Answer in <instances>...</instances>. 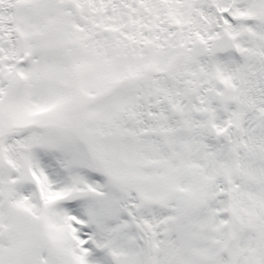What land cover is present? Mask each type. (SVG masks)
<instances>
[{"label":"snow or ice","instance_id":"snow-or-ice-1","mask_svg":"<svg viewBox=\"0 0 264 264\" xmlns=\"http://www.w3.org/2000/svg\"><path fill=\"white\" fill-rule=\"evenodd\" d=\"M0 264H264V0H0Z\"/></svg>","mask_w":264,"mask_h":264}]
</instances>
